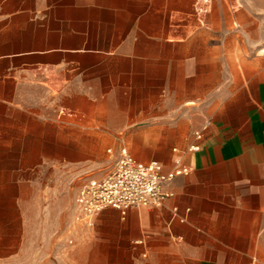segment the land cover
<instances>
[{"label": "crops", "instance_id": "1", "mask_svg": "<svg viewBox=\"0 0 264 264\" xmlns=\"http://www.w3.org/2000/svg\"><path fill=\"white\" fill-rule=\"evenodd\" d=\"M120 148L190 173L162 207L106 209L91 228L73 201L62 260L264 264V0H0V260L27 225L59 224L40 209L52 167L87 183Z\"/></svg>", "mask_w": 264, "mask_h": 264}, {"label": "built area", "instance_id": "2", "mask_svg": "<svg viewBox=\"0 0 264 264\" xmlns=\"http://www.w3.org/2000/svg\"><path fill=\"white\" fill-rule=\"evenodd\" d=\"M204 129L192 133L195 142L202 139ZM198 150L197 144L186 149L187 152ZM110 152L108 149L107 153ZM172 152L176 153V149ZM189 173L190 169L182 164L179 157L174 159L171 169L164 172L157 161L138 162L125 148H120L109 172L98 179L89 180L78 190L74 199V220L91 228L93 217L106 209L116 210L124 216L131 208H160L173 196L166 190L169 183ZM68 243L71 244V241Z\"/></svg>", "mask_w": 264, "mask_h": 264}, {"label": "rangeland", "instance_id": "3", "mask_svg": "<svg viewBox=\"0 0 264 264\" xmlns=\"http://www.w3.org/2000/svg\"><path fill=\"white\" fill-rule=\"evenodd\" d=\"M254 52V50L245 49L243 55L247 58L254 54ZM106 148L108 147L104 149L105 155ZM71 169L72 166L60 164L52 167L53 174L51 178L41 179L43 186L42 196L44 199L43 207L40 209L42 211H44L45 208L58 210L61 216L59 224L52 223L55 219H46L43 217L40 225H27L24 229L25 239L22 242L21 250L14 256L0 260V264H68L66 261L70 260L69 257L64 255V259L62 260L57 255L58 253H56L54 247L58 244V239L62 237L63 229L69 221L76 192L78 188L86 182V179L80 176H73L72 174H75V172H71ZM45 203H47V206L44 205ZM46 220L48 221L47 225ZM46 226L50 228L49 232L54 233V241L48 238V240H46L44 236H36L38 232L45 234Z\"/></svg>", "mask_w": 264, "mask_h": 264}]
</instances>
